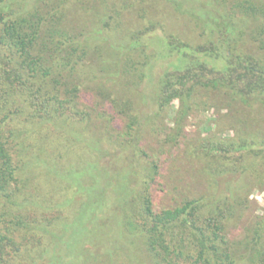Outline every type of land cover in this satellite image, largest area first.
<instances>
[{"label":"trees","instance_id":"obj_1","mask_svg":"<svg viewBox=\"0 0 264 264\" xmlns=\"http://www.w3.org/2000/svg\"><path fill=\"white\" fill-rule=\"evenodd\" d=\"M227 2L203 3L192 30L194 38L183 35L190 28L185 20L179 22L184 31L178 30V34L165 31L166 38L159 41L161 46L168 54L177 53L186 64L181 70L167 68L159 77L155 92L159 114H164L171 100L180 99L172 136L166 133V137L177 142L183 135V122L192 113L194 94L217 92L230 96L235 108L240 106L235 109L244 117V121L238 119L240 124L259 125L262 132L251 136L246 129H240L226 140L198 137L185 144L187 158L199 165L195 182L203 187L186 189L174 204L157 210L151 209L150 199L146 197L144 202L148 206L134 213L136 218H143L139 225L128 221L126 215L136 208L137 188L142 185L143 191H147L155 182L158 166L151 163L145 170L148 178H143L131 166H118L114 151H107L106 145L120 146L127 160L135 155L142 158L146 155L136 143L144 126L152 132L156 130L150 112L140 117L136 112L129 116L124 129L115 127V117L136 111V104L126 95L118 96L115 90L103 92L117 64L103 61L102 57L122 53L119 57L125 60L118 64L116 81L137 87L155 62L154 55L149 57L146 50L140 51L143 38L153 28L165 30L169 18L158 19L159 12L169 8L172 12L169 16L174 17V13L182 14L183 4L173 0H0V47L8 56L6 64L12 67L8 74H15L5 90L0 85V264H6L20 250L11 235L18 232L24 235L32 228L37 229L23 214L7 207L21 208L28 203L26 199L18 202L14 194L8 193V186L17 171L30 169L33 162L14 166L6 141L13 136L21 139V142L13 141L21 154L28 150L23 144L26 128L33 123L38 126L56 122L88 124L89 113L85 108L80 111L76 101L82 90L92 96L96 92L113 105L116 113L103 117L102 132L83 137L90 147L102 153L107 151L113 159L85 166V174L93 182L83 188L88 199L74 221L67 259L49 264H82L90 260L108 264L103 256L117 251H123L131 264H264V211L246 227L243 239L231 240L227 234L230 227H236L243 219L251 190L264 187V127L260 126L264 125V111L257 107L264 103V61L255 57L258 52L264 54V0H233L228 11ZM161 3L167 8H162ZM128 10H134L142 23L130 26L124 17ZM222 14L233 19L234 25L224 24ZM236 15H240L238 22ZM98 19L102 26L112 20L117 34L128 31V38H135L136 43H128L122 36L117 46L96 44L98 35L108 37L101 30L93 32L92 25ZM208 58H215L222 66L211 65ZM86 60L93 62L90 72L95 74L96 68L103 80L96 81L95 75L91 78L87 75ZM209 74L211 78L207 77ZM244 80L248 82L243 84ZM18 102L22 103L20 107ZM114 131L129 146L115 141ZM233 151L254 159L237 164L227 155ZM72 176L80 175L72 172ZM37 230L48 233L45 227ZM88 244L89 248L85 249ZM42 254L43 250L37 255Z\"/></svg>","mask_w":264,"mask_h":264},{"label":"rangeland","instance_id":"obj_2","mask_svg":"<svg viewBox=\"0 0 264 264\" xmlns=\"http://www.w3.org/2000/svg\"><path fill=\"white\" fill-rule=\"evenodd\" d=\"M173 1L174 3L183 4L181 7L182 14L177 15L174 13V17L169 16L172 13L169 12V8L167 11L159 12L157 15L158 19H165L166 16L169 18L167 23L164 24L162 22L165 25V30L160 27L157 29L153 28V32L146 34L143 38L144 46H141L139 49L141 52L146 50L149 57L154 55L153 59L155 62H152L151 67L147 69L146 78L137 87L125 86L124 84H118L116 81L119 74L118 64L124 59L119 57L122 53L115 56L102 57L103 61L117 64L114 73L109 76L111 81H106L104 84L103 92L107 93L110 90H115L118 96L126 95L129 99L135 101L136 104V111L130 112L129 115H120V117L113 115L116 119L115 127L120 126L124 129L129 123V116L135 115L136 112H138V117L142 113L150 112L153 127L156 130V132H152L149 127L146 128L144 126L145 129L140 136L138 145L136 143L137 148H142L146 155L145 157L142 156V158L135 155L129 156L127 160L121 151L122 149L119 148L120 146L114 145V147H111L106 145L107 151H114L113 155L116 160L118 159V166H125L127 168L131 166L143 178H148L145 170L152 166L151 163H155L158 166L155 182L147 188V191H143L142 185V187L139 186L137 188V194L138 192L139 194L135 203L136 208L132 211L128 209L129 211L126 215L128 221H135L139 225L142 224L143 218L141 216L136 218L134 213L136 210H142L148 206L147 202H144L146 197L150 199L151 209L157 210L174 204L175 201L180 199L181 192H184L186 189L196 190L203 187L201 184L195 182L199 165L196 161L187 158L184 151L185 144H189L191 140L198 137L204 139L214 137L226 140L235 136L236 131L240 129H246L245 132H249L251 136L262 132L259 125L253 126L248 122H243L244 124L238 122V119L244 121V117H241L235 110L239 109L238 107L240 106L235 108V106L231 105L230 96H223L222 93L210 91L209 93L200 92L194 94L192 98V113L183 122V135L178 138V141L174 142L171 137H166V133L172 136L171 130L175 127L173 118L181 106V101L178 98L171 100L164 114H159V102L155 96L157 81L167 68L168 70H181V67L186 64V60L182 59L181 56L179 57L177 53L168 54L159 41L166 38L164 35L165 31L172 32L173 34H178V30L184 31L185 29L179 24L180 21L184 20L189 24L190 28L183 35L187 38H194L192 30L194 23L201 15L202 11L200 7H204L203 3L206 5L208 2V0ZM232 1L228 0L227 11ZM161 6L162 8L166 7L163 3H161ZM208 10L213 11L210 8ZM212 13L215 17H219V14L216 12L213 11ZM223 16L221 19L225 21L224 24L229 25L231 23L230 25H234L233 19L225 15ZM124 17L130 23V26H137L142 23L134 10L125 12ZM234 18L238 22L240 15H236ZM92 28L93 32L101 30L103 35L108 36L101 38L98 35L97 37L99 38L96 41L94 40L95 43L99 42L96 44L107 45V47L111 44L117 46V43L120 42L119 37L122 36L125 37L124 39H128V43H136L135 38H128V31L117 34L116 25L112 20L108 22V25L102 26V22L98 19L93 23ZM263 56L262 52L255 54V57L261 58L264 61ZM7 57L5 51L0 47V79L3 78V83L0 85L4 90L6 89L4 87L9 84V79L13 80L15 76V74H8L12 67L6 64ZM207 61L217 68L222 66V63L215 58H208ZM92 63L91 60H86L85 62L87 75L90 78L95 75L96 81L103 80V75L96 68L95 74L90 72L89 68L92 67ZM207 77L211 78L212 75L209 74ZM247 82L244 80L243 84ZM256 87H259V85ZM131 90L134 92H131ZM77 96L76 101L78 102L79 110L82 111L85 108L86 112L90 115L88 124L74 125L69 122H56L53 125L38 126V124L33 123V126L26 128L28 133L26 134V142L23 144L24 149L28 148V150L26 149V152H22L21 154L20 147L16 148L13 144V141L18 137L15 138L13 136L11 140L6 141L14 166L21 167L24 162H33L30 169L24 170L22 173H18L17 171L16 178L8 186V193L14 194L18 202L26 199L28 203L24 204L21 208L14 205H8L7 207H10V210L15 213L23 214L32 226H37V229L45 227L48 231L45 234L41 230H33L32 228L24 235L21 232L11 235L12 239L19 243L20 250L17 251V255L11 256V259L6 257L8 259L6 264H49L52 261L58 262L59 260L64 261L67 259L69 241L76 225L74 221L79 215L82 204L88 199L87 192L83 188L90 187L93 182L90 175L85 174V171H87L85 166L87 164H95L96 162L108 163L113 159L107 151L103 153L98 152L97 149L90 147L83 141V137L86 135L91 136L102 132L104 126L103 117L114 114L113 105L105 99L103 100V98L98 97L96 92L92 96L82 90L81 95ZM18 105L20 107L22 103L18 102ZM258 105L257 107L260 111H264V103H259ZM34 109L36 108L33 107ZM100 114L102 116H99ZM260 126L264 127V125ZM114 133L113 139L115 141L121 143L124 147L129 146L126 145V140L122 143V136L120 137L115 131ZM17 141L21 142V139H17ZM245 154L241 151H233L227 155L233 158L237 164H244L246 161L254 159L250 155L242 157ZM72 172L81 177H73ZM141 192L146 193L143 195ZM249 200L248 209L239 225L228 229L227 234L231 240L239 241L243 239L246 227L262 215L264 211V187L251 190ZM33 201L37 204L33 203ZM125 239L128 241V237H125ZM89 246V244L86 245L85 249H88ZM42 250L43 254L40 257L37 254ZM103 257L107 258L108 264H131L123 251L106 253ZM82 264L100 263L90 260L84 261Z\"/></svg>","mask_w":264,"mask_h":264}]
</instances>
